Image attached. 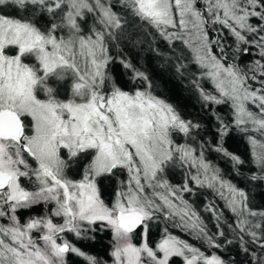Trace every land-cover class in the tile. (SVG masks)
I'll return each instance as SVG.
<instances>
[{
    "label": "snow or ice",
    "instance_id": "snow-or-ice-1",
    "mask_svg": "<svg viewBox=\"0 0 264 264\" xmlns=\"http://www.w3.org/2000/svg\"><path fill=\"white\" fill-rule=\"evenodd\" d=\"M0 264H264V0H0Z\"/></svg>",
    "mask_w": 264,
    "mask_h": 264
},
{
    "label": "trees",
    "instance_id": "trees-1",
    "mask_svg": "<svg viewBox=\"0 0 264 264\" xmlns=\"http://www.w3.org/2000/svg\"><path fill=\"white\" fill-rule=\"evenodd\" d=\"M173 84L175 85V92L179 96H181L184 100H187L188 103L194 102L193 100H188L190 93L186 88H182L181 84L179 82H176V81H173ZM165 85L168 87H172V85L168 84L167 76H165ZM240 149H241V151H246V149L244 148V145L242 143L240 144ZM95 250L102 252V249L100 248V246H97V248Z\"/></svg>",
    "mask_w": 264,
    "mask_h": 264
}]
</instances>
